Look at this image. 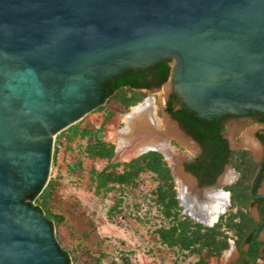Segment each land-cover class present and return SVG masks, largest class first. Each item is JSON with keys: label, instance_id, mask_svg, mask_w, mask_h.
<instances>
[{"label": "water", "instance_id": "95a60500", "mask_svg": "<svg viewBox=\"0 0 264 264\" xmlns=\"http://www.w3.org/2000/svg\"><path fill=\"white\" fill-rule=\"evenodd\" d=\"M167 57L173 86L201 119L264 114V0H0V264H71L29 203L49 180L55 138L106 102L111 80ZM171 139L185 149L174 147L183 172L207 187L185 168L195 151ZM256 141L253 196L263 199Z\"/></svg>", "mask_w": 264, "mask_h": 264}, {"label": "rangeland", "instance_id": "374dc122", "mask_svg": "<svg viewBox=\"0 0 264 264\" xmlns=\"http://www.w3.org/2000/svg\"><path fill=\"white\" fill-rule=\"evenodd\" d=\"M170 64L173 70L174 59ZM172 87L173 78L170 74L160 87L144 91L143 99L129 106L125 112L120 102L115 105L107 98L100 108L92 110L81 122L73 124L78 125V130L68 131L69 126L63 130L66 132L61 136L59 135L63 131L57 134L49 180L43 188L51 189L46 200L47 209L43 212L51 218L56 238L60 247L69 254L71 264H195L207 255V248L201 254L190 253L189 250L170 245L162 239L161 231L173 222L164 216L163 207L158 204L159 186L162 182L148 169L141 171L131 184H107L106 188H102L98 183L102 171L111 172L113 165H122L148 152L138 153L127 159L117 157L119 134L126 124L124 120L135 106L149 98L154 100L158 117L163 119L162 108L165 111V101ZM127 95L133 97L134 94L129 91ZM232 123L239 129V144L233 139ZM225 127V136L232 149L242 146L241 142L247 133L251 132L256 140L257 133L263 132V128L257 127L251 121L227 122ZM95 136L114 146L110 161L90 153L91 138ZM172 146L181 149L174 140ZM164 160L168 165V158ZM253 160L255 161L254 157ZM121 169V166L117 168L118 171ZM170 174L179 217H187L191 222L199 223L203 231L212 229L221 233L218 238H225L229 243L218 260L206 258L207 264H232L237 257L238 237L234 229L227 228L226 223L230 216L234 217L237 207L231 202L230 191L226 190L228 184H224L223 190L229 194V205L208 225L192 217L191 214L195 213L180 198L178 184L171 170ZM236 180L234 178V182ZM262 190L263 185L260 184L258 193H264ZM42 195L44 194L35 199L34 203H40ZM248 210L257 221L255 206L250 204ZM236 220L239 221V218ZM262 236L264 238V232ZM250 264H264V259L259 258Z\"/></svg>", "mask_w": 264, "mask_h": 264}, {"label": "trees", "instance_id": "16d2710c", "mask_svg": "<svg viewBox=\"0 0 264 264\" xmlns=\"http://www.w3.org/2000/svg\"><path fill=\"white\" fill-rule=\"evenodd\" d=\"M171 61L172 58H168L154 67V71L150 74V81L146 79V70H134L129 75L116 77L108 83L107 98L115 105L116 102H120L124 112L127 111L129 106L136 104L144 97V91L136 90L135 88L160 87L168 80L172 71ZM141 78L144 82H140ZM129 91L133 92V97L127 95ZM177 101L181 102V99L178 94H175L167 102L166 110L204 148V155L200 158L199 163L187 165L186 168L197 174L201 183L211 182L213 178L208 180H202L201 178L200 168L202 167V161L208 163L209 159L215 157L216 163L220 164L221 162H225L229 157L233 168L240 174L236 182L226 187V190H229L231 193L232 204H234V207H237L234 217H229L226 226L231 230H235L238 237H236L238 240L237 247L243 259V262H235L234 264H250V262L259 258L264 259V255L258 254L255 250L256 245L251 242V238L257 230V222L248 210V206L252 204V187L260 164L253 160L252 154L248 150L231 151L224 148L220 143L215 125L198 117L184 103H181L180 108L174 110V103ZM258 121L264 125V116H259ZM73 130H78V125H71L68 129V131ZM218 130L220 133L223 128L219 126ZM65 132L63 131L59 136ZM257 137L264 143V132L258 133ZM91 141L92 143L89 145L90 153L96 157L110 161L114 154V146L98 136L91 138ZM222 142L225 143V140ZM119 166L122 168L121 171L117 170ZM112 168L111 172L105 173V171H102L100 173L98 178L100 187L106 188L107 184H131L144 169H148L160 179L162 184L159 186L158 204L163 207L164 216L173 222L172 225L161 231L162 239L170 245H178L181 249H187L190 253L201 254L203 249L207 248V255L204 258H200L195 264H207L206 258L218 260L221 252L228 248L229 243L227 239L218 238L221 233L219 234L212 229L203 231V227L199 223L191 222L187 217H179L178 202L172 190L170 168L162 154L157 151H148L130 162H125L122 165H113ZM40 191H36L31 196L29 203L36 210L45 211L47 209L46 200L50 196L51 189H43L41 193ZM41 194L44 195H42L40 203H34V200ZM44 196L46 197L44 198ZM236 218H239V221ZM50 221L52 222L51 218ZM246 243H249L250 248L247 252H244L242 247ZM62 251L66 256L69 255L67 251L63 249Z\"/></svg>", "mask_w": 264, "mask_h": 264}, {"label": "bare ground", "instance_id": "6f19581e", "mask_svg": "<svg viewBox=\"0 0 264 264\" xmlns=\"http://www.w3.org/2000/svg\"><path fill=\"white\" fill-rule=\"evenodd\" d=\"M157 109L154 100L149 98L135 106L126 116L125 127L119 134L117 157L127 159L149 150L164 153L172 165L180 198L183 199L188 209L195 213L191 214L192 217L210 225L212 224L210 222L215 221L229 205V194L223 190V186L232 179V172L227 168L216 185L212 187L197 186L194 179L183 172L181 168L185 154L174 151L173 146H170L171 138L177 139L188 149L195 148V144L183 135L175 122L166 116L160 119ZM236 128L237 125H234V130ZM241 145L251 150L256 157L260 156L261 147L251 132L244 136ZM236 177L235 173L234 178L236 179Z\"/></svg>", "mask_w": 264, "mask_h": 264}, {"label": "flooded vegetation", "instance_id": "af4514ba", "mask_svg": "<svg viewBox=\"0 0 264 264\" xmlns=\"http://www.w3.org/2000/svg\"><path fill=\"white\" fill-rule=\"evenodd\" d=\"M168 58H172V57H167L166 59H168ZM165 59V60H166ZM154 67H152V68H146V69H134V70H146V75H147V77H146V79L148 80V81H150V74L154 71V69H153ZM134 70H131V71H129L128 73H126V74H123V75H129L132 71H134ZM140 82H144V80L141 78L140 79ZM107 86H108V84H107ZM153 88H156V86H151V87H148V88H146V87H143V88H135L136 90H141V91H148L149 89H153ZM175 94H178L179 95V93H178V91L176 90V88H175V85L170 89V91L168 92V95H167V100L165 101V111L168 113V114H170L167 110H166V105H167V102L170 100V99H172L174 96H175ZM179 97H180V95H179ZM180 99H181V97H180ZM181 103H183L182 102V100H181V102H175L174 103V107H173V109L174 110H176V109H178V108H180L181 107ZM170 116L172 117V115L170 114ZM259 116H264V114L263 113H259V112H251L249 115H247V116H226V117H223V118H218L217 120H216V125H215V127L217 128V130H218V128H219V126L220 127H222L223 128V130H221L220 131V133H219V130H218V136H219V140H220V143L224 146V148H226V149H229V150H231V151H234V150H232L231 148H230V144H229V141H228V139L226 138V136H225V131H226V127H225V124L227 123V122H231V121H234V122H238V123H247V122H249V121H251V123H253L254 125H256L257 127H259V128H263V132H264V125L263 124H260L259 123V121H258V119H259ZM173 118V117H172ZM173 119H175V118H173ZM176 120V119H175ZM178 121V120H177ZM178 123H179V121H178ZM180 124V123H179ZM213 124V123H212ZM232 125V130H233V132L235 131L234 130V123H232L231 124ZM180 127L181 128H183L185 131H186V133L187 134H189L188 132H187V130L184 128V127H182L181 125H180ZM180 130V129H179ZM239 131V130H238ZM258 134V133H257ZM184 135V134H183ZM190 135V134H189ZM191 136V135H190ZM198 144H199V146H200V148H201V151L198 153V150L196 149V147L195 148H189L191 151H195V153H188L189 155H191L194 159L193 160H191V161H189V162H186L185 163V168H186V166L187 165H194V164H198L199 163V161H200V158L204 155V148H203V146L193 137V136H191ZM257 139H259L258 137H257ZM223 140H225V143H223L222 141ZM239 140H240V138H239V135H236L235 137H234V141L237 143V144H239ZM259 141L261 142V144H262V146L264 147V143L259 139ZM194 144V143H193ZM170 146L172 147V142H171V144H170ZM172 148H174V147H172ZM182 148L183 147H181V151H184L185 149L183 148V150H182ZM174 151H176V152H178L177 150H175V148L173 149ZM179 153V152H178ZM164 154V153H163ZM165 155V154H164ZM165 157L167 158V156L165 155ZM227 158V157H226ZM216 158L215 157H212L211 159H209L208 160V163L207 162H205V161H202V167L200 168L201 169V178H202V180H208V179H211V178H213V181H211V182H203V183H201V181H200V178H199V176L197 175V174H195L193 171H191V170H188L187 168H186V170L189 172V173H191L192 175H194L196 178H197V181H198V184L200 185V186H214V185H216V183L218 182V180H219V178L227 171L226 170V166L228 165V164H230V166H231V169H228V170H230L231 172H232V179L230 180V181H227V183H226V185L228 184V185H230V184H233L234 183V174H235V172H234V168H233V166H232V164H231V159L228 157L227 159H226V161L225 162H221L220 164H217L216 163V160H215ZM259 163V162H258ZM260 164V163H259ZM258 173V172H257ZM263 176H264V173H263ZM254 182H255V180H254ZM254 182H253V185H254ZM256 193L257 194H262V193H258V189H257V191H256ZM252 194H253V187H252ZM252 206H255V208H256V211H257V216H258V220L256 221L257 222V229H258V226L260 225V223L264 220V217L262 216V214H261V212H263L264 213V198L263 199H256V198H254V196H253V199H252ZM264 231V227L261 229V231H260V233H259V235L258 236H255V234L257 233V230H256V232L254 233V235H253V237L255 236V239L256 240H264V238H262L263 236H262V232ZM252 237V238H253ZM252 238H251V242H252ZM253 243V242H252ZM254 245H256V247H255V250L258 252V254H260V255H264V242H257V243H253ZM245 245H247V248L246 249H244V246ZM243 247H242V250L244 251V252H247L248 250H249V248H250V245H249V243H246ZM235 262H243V259L241 258V255H240V251H239V249H238V251H237V257L234 259V261H233V263L232 264H234Z\"/></svg>", "mask_w": 264, "mask_h": 264}]
</instances>
